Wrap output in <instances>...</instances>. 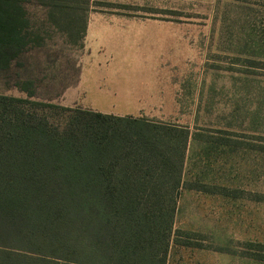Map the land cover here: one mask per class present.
<instances>
[{
	"label": "rangeland",
	"instance_id": "1",
	"mask_svg": "<svg viewBox=\"0 0 264 264\" xmlns=\"http://www.w3.org/2000/svg\"><path fill=\"white\" fill-rule=\"evenodd\" d=\"M78 1H57L70 5L63 10L25 4L31 42L0 72V93L27 97L15 83L31 81L30 99L46 104L36 111L51 122L62 107L87 109L101 99L79 86L89 20L131 25L140 39L119 56L138 63L131 78L142 94L106 97L124 109L111 113L195 135L165 264H264L247 256L248 244H264V0H90L87 11L70 9Z\"/></svg>",
	"mask_w": 264,
	"mask_h": 264
},
{
	"label": "trees",
	"instance_id": "2",
	"mask_svg": "<svg viewBox=\"0 0 264 264\" xmlns=\"http://www.w3.org/2000/svg\"><path fill=\"white\" fill-rule=\"evenodd\" d=\"M28 1L0 0V72L29 48ZM47 1L70 6L38 0ZM78 2L70 9L88 10L90 0ZM31 84L15 83L27 97L0 93V264H165L195 135L80 107L51 122ZM248 245L264 261V244Z\"/></svg>",
	"mask_w": 264,
	"mask_h": 264
},
{
	"label": "crops",
	"instance_id": "3",
	"mask_svg": "<svg viewBox=\"0 0 264 264\" xmlns=\"http://www.w3.org/2000/svg\"><path fill=\"white\" fill-rule=\"evenodd\" d=\"M94 22L88 23L84 36V46L87 54L82 61L79 73L80 88L87 96L101 97L94 104L85 103V108L103 113L124 111L109 104L106 97L137 96L142 92H134L131 78L133 71L138 70V63L119 56L125 42L140 39L126 32L125 28L132 27L107 24L101 18L94 17ZM137 67V68H136ZM141 74V73H140ZM141 78V75H140ZM133 107L127 111H140Z\"/></svg>",
	"mask_w": 264,
	"mask_h": 264
}]
</instances>
